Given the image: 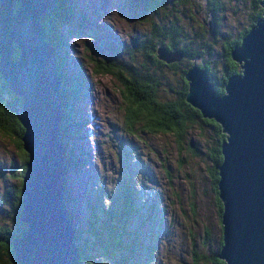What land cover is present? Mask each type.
I'll list each match as a JSON object with an SVG mask.
<instances>
[{
  "label": "rangeland",
  "instance_id": "374dc122",
  "mask_svg": "<svg viewBox=\"0 0 264 264\" xmlns=\"http://www.w3.org/2000/svg\"><path fill=\"white\" fill-rule=\"evenodd\" d=\"M253 3L187 0L162 9L163 14L172 12L176 17L184 32L182 45L189 48L192 57L173 62L174 68L162 62L157 70L144 56L140 41L148 21L157 23L160 13L141 12L126 6V0H107L104 10L100 9L102 0L65 3L71 12L69 20L61 22L56 57H62V78L74 73L81 83L77 107L82 118V123L76 124L77 138H72L75 146L70 151L80 166L67 169L65 189L70 200L65 201V209L81 238L90 241L81 264H209L217 257L221 225L217 183L209 174L211 128L192 120L179 142L168 132H148L142 118L128 129L117 81L108 73L95 74L90 57L123 60L139 74L149 72L157 81L158 99L174 98V91L185 81L183 70L190 63H207L214 75H219L225 65L226 43L253 20ZM211 13L216 34L207 42L203 22ZM108 46L118 49L111 53ZM1 99L8 103L7 98ZM19 101L17 106L22 105L21 98ZM4 133L0 130V197L7 187L3 199L9 204L0 203V226L13 228L16 220L6 210L18 213L20 207L19 186L12 184L17 179L9 173L19 165V149L14 147L16 140ZM124 190L131 200L127 217L120 216ZM109 215L120 248L105 254L96 248L87 230L89 222L98 226Z\"/></svg>",
  "mask_w": 264,
  "mask_h": 264
},
{
  "label": "water",
  "instance_id": "95a60500",
  "mask_svg": "<svg viewBox=\"0 0 264 264\" xmlns=\"http://www.w3.org/2000/svg\"><path fill=\"white\" fill-rule=\"evenodd\" d=\"M55 3L0 0V76L10 94L22 100L13 111L24 128L20 140L28 154L18 214L25 227L10 241L16 264H78L73 223L62 205L61 79L54 47L46 42L39 20ZM259 5V19L230 49L240 72L227 78L223 94L214 91L206 68L193 64L183 75L185 101L217 122L225 134L216 182L221 202V247L216 256L225 264H264V0ZM106 6L107 0H102L100 9ZM203 23L210 42L216 34L213 15ZM12 42L18 50L15 58ZM154 51L165 64L183 56L181 50L163 46Z\"/></svg>",
  "mask_w": 264,
  "mask_h": 264
},
{
  "label": "trees",
  "instance_id": "16d2710c",
  "mask_svg": "<svg viewBox=\"0 0 264 264\" xmlns=\"http://www.w3.org/2000/svg\"><path fill=\"white\" fill-rule=\"evenodd\" d=\"M186 1L187 0H126V6L139 9L141 12L148 11V13L152 12L153 15L156 13L161 14V16H157L159 20L157 23L154 22V20H151L150 22L148 21L147 31L144 33V38L140 41V47L145 50L144 56L151 59L155 70H157L160 65L165 64H162V61L155 57L156 53L154 50L160 45H163L165 48L170 50H181L183 54L182 58L184 57V59L192 57L189 48L187 46L183 47L182 45L184 32L182 31L181 26L177 24L176 17L173 16L172 12L168 14H163V12H160L162 9H169L173 5L175 6L176 2L185 3ZM65 3H67V0H56L53 9L48 15H39V20L41 19L40 21L42 22L46 33V40L51 46L54 47L55 53H58L60 47L57 41V35L61 22L65 23L67 20H69L71 12L69 7H66ZM169 5L170 7L168 8ZM253 7L255 9L253 20L239 32L237 37L226 43V47L223 50L225 65L221 68L219 75L215 76L211 68L208 67L207 63L203 62L202 64H196L199 67L207 69L209 81L212 83L213 89L218 95L223 94L224 85L227 78L230 75L238 74L240 72V65L231 59L229 52L233 46L238 45L241 37L245 34L248 28L252 26L257 19H259L261 13L259 0H254ZM215 8L216 6L211 7L210 10L213 11ZM211 14L213 15V13ZM12 47V58H15L18 55V50L14 42H12ZM114 49L117 50L118 48L108 46V50H110L111 53H114ZM148 52H150L151 55H148ZM57 55L58 57L55 55V60L57 62L56 74L61 79V119L59 123V129L61 131L60 142L64 148L62 159L65 166L62 174V205L66 216L72 221L68 211L65 209V201L70 200L69 195L66 194L65 184L67 182L66 177L68 167L74 166L77 168L80 166V163L74 159L70 151L71 148L75 146V144L74 146L72 145V138L74 141L75 138H77V132L75 130L76 124L80 125V123H82V118L77 107L78 101L81 99V83H79V81L76 79L74 73L72 75L66 76V79L62 78V57H60V54ZM113 57L116 58V56ZM129 59H132V56H130ZM90 64L92 65L93 72L95 74L106 75V73H108L111 74L117 81L116 83L119 85V94L122 100L125 102V106L123 108L124 123L128 129L139 118H142L144 120V127L148 132H168L173 135L177 141L185 133L192 120H196L195 123L198 122L199 125L210 127L213 132V136L212 144L208 148V155L211 161L209 174L212 176L213 181L216 184L217 165L221 161L219 146L221 141L225 138V134L221 132L220 125L217 122H215L213 119L202 117L196 108L192 107L185 101L187 81H183L181 88L174 91L176 94L174 98L166 97L165 99L159 100L157 96V81L155 77H153L149 72L145 71L139 74V71L133 68V65L126 64L123 60L119 59L110 61L106 59L100 60L96 57H90ZM193 64L194 63H190L188 67ZM166 66L174 68L175 64L172 62L166 64ZM186 69L183 70V75ZM5 94H7L8 97H6ZM1 96L7 98V104L4 103V101L1 99ZM19 98L20 96L17 94H10V91L7 89L4 80L0 76V130L5 131V135L15 139L16 141L14 147L19 149V165L17 168L16 166L12 168L9 173L15 175L17 183L13 182L12 184L19 186V193L21 194L22 175L25 170V165L28 161V154L22 148L20 140L24 128L15 117L13 111V106H17L20 102ZM6 190L7 187H5L3 190V193L0 197V203H4L8 207L9 202L3 199V195ZM122 201L123 209L121 210L120 216L127 217L129 210L131 211V200L125 190L122 195ZM19 211L18 213H12L10 209L6 210V212H9L10 214L9 217H11L13 221L14 219L16 220L17 226L13 228H8L6 224L5 226H0V264H16L13 259L10 240H14V238L19 237L20 233L25 227V224L18 220ZM218 211V216L220 218L221 202L219 200ZM87 231L89 232L90 237L92 239L94 238V240L91 241L96 245L97 249L103 250L105 254L118 252L120 246L115 243L114 236L116 229H114L112 226V217L110 215L102 224L98 226L93 224L91 225L89 222ZM12 233L16 234L12 236ZM73 236L75 245L78 249V264H81L84 252L88 251L90 247V241L87 242V239L81 238L80 230L74 226ZM220 244L221 242L219 243V246ZM117 261H120V259ZM208 263L224 264L223 261L217 257L213 258L212 262L208 261Z\"/></svg>",
  "mask_w": 264,
  "mask_h": 264
},
{
  "label": "bare ground",
  "instance_id": "6f19581e",
  "mask_svg": "<svg viewBox=\"0 0 264 264\" xmlns=\"http://www.w3.org/2000/svg\"><path fill=\"white\" fill-rule=\"evenodd\" d=\"M64 149V148H63Z\"/></svg>",
  "mask_w": 264,
  "mask_h": 264
}]
</instances>
